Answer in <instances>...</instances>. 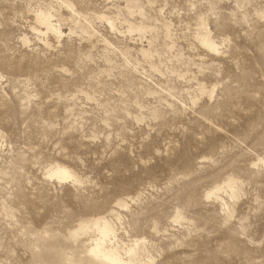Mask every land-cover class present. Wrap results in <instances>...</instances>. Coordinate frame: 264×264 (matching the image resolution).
I'll list each match as a JSON object with an SVG mask.
<instances>
[{
	"label": "rangeland",
	"instance_id": "374dc122",
	"mask_svg": "<svg viewBox=\"0 0 264 264\" xmlns=\"http://www.w3.org/2000/svg\"><path fill=\"white\" fill-rule=\"evenodd\" d=\"M97 240L264 264V0H0V264Z\"/></svg>",
	"mask_w": 264,
	"mask_h": 264
},
{
	"label": "bare ground",
	"instance_id": "6f19581e",
	"mask_svg": "<svg viewBox=\"0 0 264 264\" xmlns=\"http://www.w3.org/2000/svg\"><path fill=\"white\" fill-rule=\"evenodd\" d=\"M55 174L61 178L66 177L68 174L67 169L63 167H59L55 170ZM103 231H106L107 225L103 226ZM132 249V248H131ZM91 252L93 257L100 258L104 261H107L109 264H125L124 260H122L120 254L116 251V249L105 250L101 247V241L97 240L95 245L91 248ZM96 263V262H95Z\"/></svg>",
	"mask_w": 264,
	"mask_h": 264
}]
</instances>
